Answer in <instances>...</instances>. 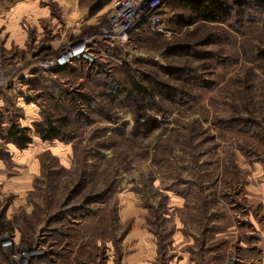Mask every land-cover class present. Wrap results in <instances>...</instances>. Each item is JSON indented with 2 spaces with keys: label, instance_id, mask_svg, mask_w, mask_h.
I'll return each mask as SVG.
<instances>
[{
  "label": "rangeland",
  "instance_id": "1",
  "mask_svg": "<svg viewBox=\"0 0 264 264\" xmlns=\"http://www.w3.org/2000/svg\"><path fill=\"white\" fill-rule=\"evenodd\" d=\"M98 1L0 0V264H264V0L188 26L166 0L127 43ZM92 36L93 62L48 65ZM131 79L172 95L139 111L113 95Z\"/></svg>",
  "mask_w": 264,
  "mask_h": 264
},
{
  "label": "trees",
  "instance_id": "2",
  "mask_svg": "<svg viewBox=\"0 0 264 264\" xmlns=\"http://www.w3.org/2000/svg\"><path fill=\"white\" fill-rule=\"evenodd\" d=\"M183 2L191 12V15L187 19H185L184 16H180L179 23L180 25L184 26L194 24L198 21L219 22L220 20H223L228 16L231 9L228 0H183ZM104 4L105 3H103V0L98 1L93 6V11L100 10L101 8H103ZM71 67L73 66H58L55 68L58 72H61L67 71ZM172 89L173 88L171 86H162L159 84L156 85L154 83L147 86L140 80L131 79L129 87L125 89H116L113 92V95L116 98L122 97L124 100L131 101L133 105H136L137 110L141 111L146 108H153L155 103H157V101L159 100V97L162 98V96H171ZM76 101V99H73V105L78 108L79 104L76 103ZM59 122H61L62 124ZM64 122L65 118H62L59 121L48 119L45 122L37 123L36 133L45 141H51L60 138L62 135ZM155 122V119H150L149 121H147V123H143L141 129L151 131L156 127ZM28 132V128L13 124L7 129V137L20 149H25L32 142V137Z\"/></svg>",
  "mask_w": 264,
  "mask_h": 264
},
{
  "label": "built area",
  "instance_id": "3",
  "mask_svg": "<svg viewBox=\"0 0 264 264\" xmlns=\"http://www.w3.org/2000/svg\"><path fill=\"white\" fill-rule=\"evenodd\" d=\"M165 5L166 0H118L111 13L108 27L102 29V38L127 43L130 41L131 34L148 22L154 29L163 32ZM94 39L95 36H92L80 43L69 45L48 61V65L58 67L72 65L79 61L93 62L96 58L92 45ZM2 245L11 248L13 241L6 240Z\"/></svg>",
  "mask_w": 264,
  "mask_h": 264
},
{
  "label": "bare ground",
  "instance_id": "4",
  "mask_svg": "<svg viewBox=\"0 0 264 264\" xmlns=\"http://www.w3.org/2000/svg\"><path fill=\"white\" fill-rule=\"evenodd\" d=\"M38 252H39V250H37V251H33V252H31V253H29V258L31 259V257H33L34 255H36V254H38ZM27 259H28V257L27 258H24L23 260H22V264H27Z\"/></svg>",
  "mask_w": 264,
  "mask_h": 264
}]
</instances>
